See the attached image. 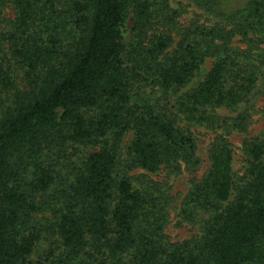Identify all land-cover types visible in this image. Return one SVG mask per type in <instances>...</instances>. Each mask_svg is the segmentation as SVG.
I'll return each mask as SVG.
<instances>
[{"label": "trees", "instance_id": "16d2710c", "mask_svg": "<svg viewBox=\"0 0 264 264\" xmlns=\"http://www.w3.org/2000/svg\"><path fill=\"white\" fill-rule=\"evenodd\" d=\"M192 1L216 23L179 25L170 0H0L16 12L0 23V264H264V132L244 142L238 177L230 142L214 138L180 211L208 215L199 238L170 241L167 193L119 174L130 132L127 168L197 169L177 120L207 124L264 78V0L227 12ZM149 87L174 98H135Z\"/></svg>", "mask_w": 264, "mask_h": 264}, {"label": "rangeland", "instance_id": "374dc122", "mask_svg": "<svg viewBox=\"0 0 264 264\" xmlns=\"http://www.w3.org/2000/svg\"><path fill=\"white\" fill-rule=\"evenodd\" d=\"M242 0H217L218 9L220 11L234 10L241 5ZM170 7L178 11L176 22L179 25H189L190 22H197L204 25H214L216 18L214 15L208 14L199 8L192 0H170ZM15 10L9 4L0 7V23L1 26L9 27V21L15 18ZM163 29V28H162ZM214 58H209L202 65L201 70L196 78L189 82L180 90L179 94L185 93L200 81L203 80L207 72L211 69ZM18 81L22 83V77H18ZM140 95L135 98H144L150 103L157 104L161 98V102L169 96L173 100L174 96L171 91L165 95L162 90H151L142 88ZM210 112V120L206 122H189L183 118L177 121L179 125L191 131L196 137L198 144V155L201 158V164L197 169H188L184 166L180 170L174 169L172 166L162 165L156 171H149L140 167H128L131 160L128 157V147L133 139V133H128L122 143L121 163L119 166V174H127L133 184L139 188L149 186H159L162 191L166 192L170 198V212L168 224L165 233L172 242H183L199 238L202 235V226L208 215L202 214L196 221H184L180 215L181 205L193 185L198 182L208 171L210 162L208 152L210 146L217 136H224L230 142L233 153V172L235 176H242L246 170V155L244 153V142L250 138L258 137L264 132V78L256 84L255 89L248 96L247 100L234 109L227 107H218L208 110ZM239 116L244 117L242 127H238L239 121L235 119ZM91 149H84L89 152ZM126 165V166H125ZM47 214H40L38 220L42 221ZM50 248L48 241L41 240L35 248L32 258L39 260L43 253Z\"/></svg>", "mask_w": 264, "mask_h": 264}]
</instances>
